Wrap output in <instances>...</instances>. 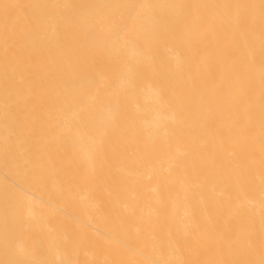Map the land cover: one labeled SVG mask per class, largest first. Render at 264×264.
I'll use <instances>...</instances> for the list:
<instances>
[{
  "label": "bare ground",
  "instance_id": "bare-ground-1",
  "mask_svg": "<svg viewBox=\"0 0 264 264\" xmlns=\"http://www.w3.org/2000/svg\"><path fill=\"white\" fill-rule=\"evenodd\" d=\"M0 264H264V0H0Z\"/></svg>",
  "mask_w": 264,
  "mask_h": 264
}]
</instances>
